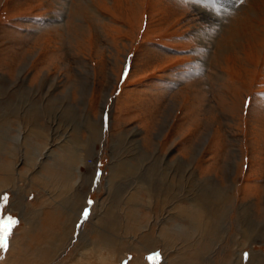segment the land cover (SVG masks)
<instances>
[{
  "label": "rangeland",
  "instance_id": "obj_1",
  "mask_svg": "<svg viewBox=\"0 0 264 264\" xmlns=\"http://www.w3.org/2000/svg\"><path fill=\"white\" fill-rule=\"evenodd\" d=\"M0 74V102L51 99L26 106L38 113L37 128L45 130L46 117L58 122L60 136L73 132L79 140L73 164L94 156L83 169L90 181L79 200L71 198V186L55 200L63 214L71 200L89 211L68 225L66 242L63 225H55L60 236L49 243L55 202L34 214V228L23 233L21 216L9 210L15 197L0 195L8 197L0 217L17 221L9 237L15 242L0 253V264H181L194 255L193 264H264V0H0ZM88 121L102 138L101 156L85 141ZM24 134L34 147L45 144L26 128ZM162 169L178 179L174 195L183 199L164 212L149 199V192L167 190ZM91 177L101 184L95 191ZM134 192L137 225L97 221L99 195L110 220L125 216L122 201ZM30 193L27 205H40L37 192ZM201 194L225 195L210 210V240L177 220L163 224L167 243L148 241L143 246L150 252H134L143 247L133 239L135 227L172 219L178 214L172 209L187 208ZM92 222L101 233L113 232L115 260L80 241L82 230L97 236ZM177 223L190 237L172 231ZM151 230L157 233L155 225Z\"/></svg>",
  "mask_w": 264,
  "mask_h": 264
},
{
  "label": "bare ground",
  "instance_id": "obj_2",
  "mask_svg": "<svg viewBox=\"0 0 264 264\" xmlns=\"http://www.w3.org/2000/svg\"><path fill=\"white\" fill-rule=\"evenodd\" d=\"M2 79L3 78L0 77V80ZM11 101H10L11 104L9 102L8 103L0 102V195L4 194L5 192L7 193L11 192L12 195L15 197V202L12 203L11 209L9 210L12 212H17L21 216L22 224H21L20 231L23 233L27 230H32L34 228V225L31 224L32 216L34 214L41 215V213H45L44 211L45 205L47 203L49 205L51 204V202H55L53 205L54 207H53V212H52L53 218L48 224L49 227L51 228L50 232H52V236L50 237L51 239L49 240V243L51 242L57 243L56 239L60 236L61 231L56 232V233H53L52 231V229H55V225H63L62 237H63V241L66 242L68 225H76L79 219L82 218L83 210L86 206L82 205L79 201L74 202L73 200H71L70 203L68 202L66 211L63 214L60 212L59 207L55 206V204L58 205V203L55 200L61 197L60 191L63 190V188H67V186H71L70 187L71 198L74 200H79L78 194L80 192H85L87 190V185L90 181V177H88L85 173H83V169H88L89 167L93 165V164L90 165L87 160L89 158L93 159L94 156H88V155L83 156V158H80L79 161L77 160L78 161V163L76 162L77 164H73L72 161H73V158H75L74 157L75 153L77 152V151L75 152V148L78 146V144L75 142H79V140L75 141V139L73 138V132L70 133V131L67 130V131H64L63 134L60 136L59 135L60 127L58 126V122L53 119L46 120V117H44V120L46 122L50 121L49 123L50 126L44 124L46 126L45 127L46 131L45 130L40 131L37 128L38 124L41 122L39 120L38 121L35 120V119H38V116H37L38 113L35 114L34 112L26 111L25 110L26 106L35 107V105H39V104L49 105L51 103V99L44 98L43 100H40L39 102H37V104H34V100L28 99V97L27 99L20 97L18 99V102L16 103H13ZM21 105L23 106V108H21ZM25 124H28V125H26L25 127ZM86 125L89 126V129L86 130L88 137L85 138V141L86 143L90 145V148L94 150L95 152L94 155L101 156L102 151L100 150V148H102L101 147L102 141L100 140L102 138H99L100 134L96 132V127L93 123H90V121H88ZM25 128H26V131L28 129L29 132H33L34 134H36L39 140L45 139V144H42V147H37V146L34 147L33 145H31V143L33 142L28 141L29 137L24 134ZM49 161L51 162V164H48ZM23 162L28 167L26 168L28 169L27 171L25 169L24 171H21L18 169L20 164H24ZM128 164L130 163H127V165ZM45 168L47 171V175L43 176L41 175V169L43 170ZM162 170H161L162 173L160 174L159 177H160V181H162L163 183L167 182L165 186L167 190L162 188V193H159V195H153L152 193L149 192L150 194L149 199L150 201L159 202L158 204L163 206V208L161 209V212H164L166 209L164 208V206L167 207L166 205L170 204L171 201L178 200V202L180 203V201H182L183 199L180 198L179 196L174 195V193L177 192V188L179 186L178 179L170 180V178L168 177V174L166 173V170L165 169H162ZM111 171H112V175L110 176V179L107 180V183H106L108 188L113 187V179H115L114 178L115 171L114 170H111ZM70 172H71V175L68 174ZM44 173L45 172H43L42 174ZM99 185L101 184H98V185L94 184V178L91 177L90 186L93 188L94 186H97L96 188H94V191L95 189H99ZM32 191L37 192V195H35V198L38 201H40L41 203L40 205H35L34 201L30 202V204L27 205L28 200L26 199L29 198V196L32 194L30 192ZM100 191L101 189L98 192ZM168 196H170L171 199ZM224 196L225 195H221V197L218 199L212 198V200H210L209 195L201 194L199 199L195 198L194 200H192V202L190 201V205L187 208L177 206L176 208L172 209L173 211L176 209L178 213L176 216L171 214L172 219H169V217H166L165 220H160V222L155 220L154 222H151V223L146 222L145 226H142L139 228L135 227L133 239L135 241H139V243L142 246H143V243L148 242V241L152 244L153 242L157 241L163 245L167 243L166 241L168 240L165 238V229L163 227V224L168 223V222L173 223L174 221L177 222V220H181V221L186 220L188 221L189 228L191 229L190 231L191 234H196V235L202 234L201 236H203L204 240L208 241L214 235L212 233L214 231L213 229L214 227H212L213 225H211V222L208 221L209 218L212 219V215H211L212 212L210 214V210L212 211L213 209L214 210L216 209V207L214 206L215 203H217V205L218 204L223 205L225 203ZM41 198L43 199L42 200L43 202H41ZM98 198L99 200L95 202L94 204L95 206L93 210L94 209L96 210V212L98 213V215L96 216L102 217V220H97V221L103 224L104 222L108 224V221H109L110 225H113L114 223H118L119 225H123V226L124 225H137L135 223L136 220L138 219L140 220V218L137 217V211H136V209L139 207L138 206L139 201L137 200V193H135V195L132 194L130 198H126L125 200L122 201L123 204L129 207L127 209V212L125 211V206H123L124 208H122V211L125 215L123 216L124 218L119 214H115L116 216H112L110 220H106L107 218L105 217L106 216L105 214L106 201L102 200L103 198H100V195ZM211 201H214V203H212ZM65 202H67V200L64 201V203ZM59 206H62V204ZM121 217L125 219V223L122 222ZM95 223L92 222L91 225H92L93 233H96L97 236H87L85 232L82 230L80 231V237H79L80 241L85 243L87 247L93 246L100 253L107 252V258H105L104 260L108 262L111 259L115 260L116 258V255L114 252L115 249L113 251V248H112L114 239L109 237L112 235L113 232L102 229L101 227L100 228L102 229V233H101L99 231V227H97ZM139 225H142V224H139ZM153 225L157 227V233H156V230L155 231L151 230V227ZM211 227L213 230L211 229L212 232H209ZM148 229H149V232L146 231ZM172 231L178 232L182 237H190L189 236L190 232L186 230L182 224L181 225L173 224ZM187 233L189 235H187ZM83 235L85 236V238L83 237ZM41 236L42 235L38 237L40 238ZM43 236L45 237L46 234L43 233ZM105 236L108 237V242L104 243ZM15 238H16V235L14 239ZM14 242L15 240H9L8 246L13 244ZM6 251H7L6 249H0V253L2 252L6 253ZM143 251L150 252V250L145 246L137 249L134 252L140 254ZM126 253L127 252L125 251L123 256H125ZM208 254H209V249H207L206 253L204 254L203 259H205ZM199 256L202 260L201 253H199ZM193 259L194 260L196 259L195 255L192 257L191 260L190 259L189 261L188 259L184 260L181 262V264H193L194 263Z\"/></svg>",
  "mask_w": 264,
  "mask_h": 264
},
{
  "label": "snow or ice",
  "instance_id": "obj_3",
  "mask_svg": "<svg viewBox=\"0 0 264 264\" xmlns=\"http://www.w3.org/2000/svg\"><path fill=\"white\" fill-rule=\"evenodd\" d=\"M0 200L3 201L0 204V208L3 207L4 204L7 203L8 197L6 195L0 197ZM92 201H88V204L91 205ZM89 214L88 208L83 210V215L87 218ZM17 221L13 220L12 217L8 216L6 218H0V249H7L8 247V240L11 235L12 226H14Z\"/></svg>",
  "mask_w": 264,
  "mask_h": 264
}]
</instances>
